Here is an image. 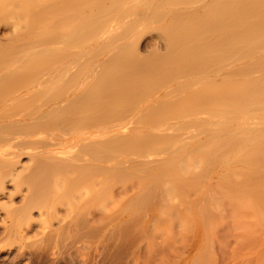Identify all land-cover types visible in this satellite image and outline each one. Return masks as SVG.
<instances>
[{
	"label": "rangeland",
	"instance_id": "374dc122",
	"mask_svg": "<svg viewBox=\"0 0 264 264\" xmlns=\"http://www.w3.org/2000/svg\"><path fill=\"white\" fill-rule=\"evenodd\" d=\"M124 1L126 0H110L108 6H112L115 3H119L122 6ZM131 1L136 4L127 6L122 10L117 7H108V14L107 12L103 13V18L110 19V23L113 20L112 18H114L113 22L115 23H111L114 27L110 26L113 32L108 26L111 34L110 31L109 35L105 34V31H102L106 28L104 26L100 31L106 36L102 34L103 36H99L98 39L89 40L85 37L75 36L70 30L56 32L52 27L58 25L62 20L66 24L69 19L74 18L72 7L74 0H0V82L7 83L8 72L11 73L7 68L14 64L13 68H16V71L14 69L12 71L15 74H19V72L23 74L22 77L21 73V75L19 74L20 76L17 74V77L22 78L20 80L21 83L18 81L19 85L15 88L19 90L28 87V82H23L26 79L25 76L29 79H26L28 81L38 76L36 73L32 74L31 66H39L44 70L50 69L51 71V69H56L57 66L66 63L73 66L72 69L75 71L76 69L78 70V65L81 64L80 66L83 67L92 60L91 69L87 71L88 75H90L86 80L88 84L83 87L87 89V86L90 85L89 87L93 88L91 84L95 85V75L102 74L106 62L109 64L114 57L120 54L119 52L121 51L119 49L122 44L125 47L127 43V50H129L128 47L130 48L131 45L134 47L133 45L136 44L139 47L135 46V50H138L139 54L147 59L154 58V56H150L154 51L166 54L168 45L165 36L167 34L165 35L162 30H165L168 25L164 27L165 29L161 28L170 22H168V19L171 15L173 17L174 13H171L170 16L167 15L166 20L163 18L162 21V18H160L161 9L156 4L158 0ZM199 1L201 2L199 3ZM199 1L192 0L193 5L190 2V5L177 4L172 9L174 11L178 9L175 12H180V9L186 8V5L202 8L208 0ZM201 3H204L202 7ZM57 6L65 8L63 9L64 14L62 13L61 15V17L65 18L37 20V17L42 14V10L46 7L53 9L51 12L54 14ZM171 6L174 7L173 5ZM115 20L121 24H118ZM44 24L47 25L44 26ZM43 26L49 27L48 33L54 35L51 38L52 43L45 48L27 45L26 41L28 40L26 38L37 39L36 36L38 32H42ZM116 26L119 28L117 29ZM131 30L133 31V34L131 32V37L125 39L120 35ZM118 36L123 38H120L121 42L117 40ZM136 36L138 39L140 37V45L136 41L138 40ZM134 37V40L131 39ZM115 40L117 41L114 44ZM130 41L136 42L132 44L133 42L131 43ZM104 44L105 46L108 45V48ZM110 45L113 46L110 47ZM97 47H100V49ZM123 47L122 50L124 49ZM92 48H97L99 51L96 54H90L89 50ZM78 57L80 58L79 63ZM8 60L13 61L9 63ZM247 60L242 59L240 65L244 66ZM73 61L75 62L72 63ZM39 70L43 75L47 76L49 74L46 72L47 70L45 72H42L41 69ZM73 70L72 72H74ZM262 76H264V65L261 72L254 73L248 80L252 79L251 85H257V79ZM54 83L61 84L60 81ZM60 86L63 85L61 84ZM80 86L78 88H81ZM89 87L88 89H90ZM15 89L10 91L0 84L2 93H0V101L2 102L4 98L13 95L12 92L15 93ZM10 93L11 95H9ZM40 93L35 92L36 95ZM39 99L36 98L35 100L38 101ZM1 102L0 108L2 107ZM33 102L35 103V101ZM149 104L146 102V106ZM121 117H118V119L112 117L114 122L113 119H110L112 121L109 122L118 124ZM201 118L205 117L202 116ZM171 119L160 117L154 121V125L152 124L154 128H147L144 131L129 132L132 124L125 126L127 131L125 127L124 131H108V167H106L108 170H105V166H101L99 170L103 168L102 171H94L91 175L82 174L79 163L69 164L70 166L68 165L66 168L65 166L50 167L45 170L47 173L40 171L39 169L43 168L39 164L38 159L40 157H34L36 155L33 154L36 153H33L30 149V151L28 149L25 150L26 152L23 151L25 155L18 159L19 164H17L18 166L16 165V168L18 171L24 172V174L15 183L14 181L10 182L11 178H6L5 189L0 191V194L2 193L0 195V264H93L95 261L94 264H264V225L262 224L263 226L258 227L260 224H256L258 221L261 223V218L258 220L259 216L257 217V214H255L258 207L251 200L250 203L253 204L251 207L256 206V211L252 212L250 210L252 208H247V206L246 209L248 210L246 211L243 208V211L250 214L244 212L241 214L243 206L239 207L240 204L235 202L236 199L233 200L235 197L230 198V195L236 192L239 197L242 198L243 196L248 202L250 201L248 199L250 197H245L249 193V189L252 188L253 190L249 180L251 176L243 175L240 177L241 181L238 180V177L237 181L241 184H239L241 191H239L240 189L238 190L239 192L235 191L233 186L234 184L238 185V182L237 184L234 183L236 178H233L235 181L233 179L231 181L233 172L229 171L232 169H230L228 164L229 167L227 166L226 170L229 171L227 172L229 174L232 172V176L230 175L231 178L227 177V179L221 177V181H226V183L229 180L228 184L230 186H227L224 182L228 187L224 189L223 186L225 184L222 185L223 183H220L219 178L215 177L217 176L215 173L216 169L220 168L218 161L214 160L217 163V168L211 167V169L214 168L215 170L212 169L214 172L211 170L212 173L210 175L215 174L210 177H208L209 175H204L210 172L207 171L206 167L211 159L213 160V153L210 150L207 151L210 152L208 154L210 155L209 158L206 154L209 162H204L206 157L202 160L203 158L199 154V151L204 152L206 150L203 147L200 149V147L198 148L195 145L190 149H178L175 151L159 149L160 141L169 138L171 136L170 132L173 133L170 130L168 131V124L174 123L175 126H179L178 120ZM41 129L36 130V137L39 139L45 137L48 133H45L46 131L43 132L44 129H42L44 135L40 132ZM191 131L193 133H190L191 136H195V130L192 129ZM126 135H135L139 138V141L141 139L146 141V144L133 145L119 140L121 136ZM182 135L180 134L179 138L189 136V134H186V136ZM79 143L81 144L82 141H79ZM71 150L74 151L76 149L73 148ZM71 150L67 152L70 154L75 152ZM60 151L67 155L65 150ZM62 153L54 151L50 154L51 156H56ZM63 154L61 157L65 158L66 155ZM32 159H36V161ZM231 162L234 161L231 159ZM211 165L212 163L208 167ZM26 169L28 170L26 171ZM50 170L51 172H49ZM52 171L55 174L59 173L58 177L61 180L59 179L58 181L61 185H57L54 181L55 174H50ZM227 173L223 172L222 174L227 176ZM74 181H78L75 187L76 189L78 187V190L73 189L72 191L75 192L76 190L79 197H81V194L84 197L76 198L77 195L70 196V194H73L70 185ZM231 186L234 191L233 189L229 190ZM224 190L226 192L229 190V193L233 192L228 196ZM252 190L250 192L253 193L254 190ZM245 192L247 193L245 194ZM11 193L14 197L13 201L9 202L10 198L8 197ZM250 194L247 196H251ZM85 195H88V197ZM96 197L101 199L98 200ZM103 197L108 198V202H105L106 200ZM61 198L67 202L64 200L62 202ZM91 198H95L93 199L94 201ZM67 199L71 202H68ZM12 202L13 205L11 206ZM62 203L66 205L64 206ZM242 204L244 205V203ZM39 205L41 207H49L48 210L45 208L47 211L43 210L46 213V215L44 213V221L43 219L42 221L40 220ZM101 206L104 207L106 212L101 210L103 209ZM29 208H32V210ZM27 210H29V214L34 219H39V221L32 223L33 219L31 220V216H28ZM90 210L92 212L91 215ZM84 212L87 215L85 218ZM247 215L248 219L253 215V217H250L251 220L249 219L250 222L247 221ZM240 217H243V219ZM252 218H255V220L253 221ZM238 219H241V221ZM245 221H247V224ZM251 221L253 223L257 221L255 222L256 225L253 224L254 226H252ZM19 226L23 230L19 229ZM43 226L46 227L44 228ZM79 242H83V245ZM42 256L44 260H47L46 262H40L39 259H42Z\"/></svg>",
	"mask_w": 264,
	"mask_h": 264
},
{
	"label": "bare ground",
	"instance_id": "6f19581e",
	"mask_svg": "<svg viewBox=\"0 0 264 264\" xmlns=\"http://www.w3.org/2000/svg\"><path fill=\"white\" fill-rule=\"evenodd\" d=\"M109 1L110 0H74L72 4L74 18L69 19L66 24H64L62 20L58 25L52 27L56 32L70 30L75 36L85 37L89 40L98 39L99 36L104 34V31L105 34L109 35V31L111 34V30L113 32L111 28L114 27L111 23L115 22H113L114 18H112L113 20L111 23L110 19L103 18V13L107 12L108 14V7H117L122 10L127 6L136 4L131 0H126L122 6L119 3L108 6ZM191 1L192 0H158V3L156 2L157 6L161 9L160 18H162V21L163 18L166 20L167 15L170 16L171 13H174L173 17L171 15L168 19V22H170L161 28H166V31L162 30L165 35L167 34L165 36L168 45L166 54L154 51V53L150 55L154 56L152 59L141 56L138 50H135L136 44H134V42L137 41L140 45L141 41L140 37L138 39L136 36L138 40L130 41L131 43L133 42L132 44H134V47H132L130 43L131 46L129 45L130 48L128 47L129 50H127V43L125 47H123L122 44L121 50L119 49V51H121L119 52L120 54L114 57L109 64L106 62L102 74L100 73L98 76L95 75L97 77H94L95 85L93 86V83L91 84L93 88H90V85H86L87 89L83 87L85 84H88L86 80L90 75H88L87 71L91 69L92 60L89 61V63H91L90 65L89 63H86L83 67L80 66L81 64L78 65L81 69L78 67V70L76 69L75 71L72 69L73 66L66 63L57 66L56 69L53 68L54 70L51 69V71L50 69H45L47 70L46 72L49 73L47 76L39 72V69L45 72L43 68L31 66L32 74L36 73L38 76L33 80L30 79V81H28L29 79L25 76L28 80L24 79L25 81L23 82H28V87L19 90L15 88L19 85L18 81L22 80L21 77L23 74L18 71L19 74L21 73L22 75L20 74L21 77H17L19 74H15V72L12 71L14 69V63L13 66L11 65V67H8L7 70L11 71V73L8 72L9 75L6 79V81H8L7 83L0 82V84L7 90L9 89L12 91L15 89L16 92H12L13 95L10 93L9 95L11 96L4 98L2 102L0 101L2 103V107L0 108V191L5 189L4 183L6 178H11L10 182L14 181L15 183L19 181L18 179L24 174V172L17 170L16 165L19 164L18 159L25 155L23 151L27 149L36 153L33 154L36 155L34 157L38 156L42 158L41 160L40 158L38 159L40 166L43 167L39 169L40 171H45L55 166H65L66 168L69 164L79 163L82 174L91 175L94 171H102L103 168L99 170L101 166H105V170H108L106 169V167H108V131H124L125 129L127 131V127L125 126L128 124H132V128L129 132H135L137 130L144 131L147 130V128H154V121L160 117L170 118V120L174 118L178 120L179 126H175L174 123L168 124V131L170 130L173 133L170 132L171 136L167 139L162 138L163 140L160 141L159 149L163 151L164 149L165 151L166 149L175 151L178 149H190L195 145L198 148L200 147V149L202 147L206 148L204 152L199 151L200 157L203 158L201 159L204 160L206 154L208 155L212 152L213 160L210 158L211 161L209 164L207 163L208 165L206 167L207 171L210 172H205L206 174L204 175H209L208 177H210L216 173L217 176L215 177L219 178V181H221V177L224 179H227V177L229 178L232 172L233 176L231 175L232 178H230L231 181L233 178H236V181L233 179L235 181L233 182L236 184L238 182V177V180L241 181V176L250 175L252 177V179H250L251 177L249 178L250 185L253 187L254 192H250L252 188L249 189L248 193H251V196H247L248 194L245 192V198L250 197L248 198L250 200L249 202L247 199H244L242 195H240L242 196L241 198L239 195H236V192H233L234 189L235 191L240 189V182H238V185L234 184V189L232 186L231 189L229 188V190L233 189L232 192L235 194L232 192V194L229 193V190L228 192L224 190V192L227 193L226 195L228 196L231 194L230 198L235 197L233 200L236 199L235 202L240 204L239 207L243 206L241 209L242 211L240 210L241 214L243 212L246 213L243 211V208L246 209L247 206V208L253 206V204L250 203L252 200L258 207L257 212L254 213L257 214V217L259 216L258 220L261 218V223L259 221L255 222H257L256 224H260L258 227L263 226L264 76L257 79V85H251L252 79H248L250 76H253L254 73L261 72L264 65V0H208L207 3L204 2L206 4L201 3V7L204 4L202 8L189 6V2L193 5ZM200 2L201 1H199V3ZM177 4L189 5H186L185 9L181 7L182 9H180V12H175L178 9L174 11V5ZM63 9L65 8L57 6L53 14L51 12L53 9L46 7L42 10V14L37 17V20H46L49 18L63 19L65 18L61 17L64 12ZM38 15L36 14V16ZM109 23L110 25H108ZM47 24H44V26ZM118 24L121 23L119 22ZM104 26L106 28L102 30L103 32L100 31ZM43 27L42 32H38L36 36L37 39L32 40L26 38V40H28L26 41L27 45H32L36 48H45L52 43L51 38H53L54 35L48 33L50 30L49 27L46 26L44 29ZM131 32L133 34L131 30L120 35L126 39L127 37H131ZM118 37L117 40L121 42V37ZM131 39L134 40L135 37ZM117 40H115L114 44ZM106 46L105 47L108 48V45ZM111 46L113 45H110V47ZM122 47L126 49L122 50ZM97 48L100 49V47ZM92 49L89 50L90 54H96L99 51V49ZM242 59H248L244 66L240 65ZM79 60L80 58L78 57V63ZM12 61L13 60H8L9 63ZM75 61L77 62V60ZM14 70L16 71V68ZM72 70L76 73L72 72ZM89 72L91 73V71ZM63 80L66 82L64 81V83ZM59 81L63 86H60V83V85L54 83ZM78 86L81 88H78ZM88 87L90 89H88ZM35 92L41 93L36 95ZM36 98L40 101L35 100ZM33 101H35V103ZM146 102L150 104L146 106ZM111 115L117 119L122 116L119 118L120 122L118 124L110 123L109 121H112L110 119H113L114 122V118H112ZM199 116L205 118L208 116V118L205 119ZM251 120L253 121L250 122ZM41 128L44 129L43 132L46 131L45 133H48L45 135ZM37 129H41L40 132H42L45 137L41 139L36 137ZM192 129L196 132V135L194 133L195 136H191L190 134L192 133ZM43 134L41 135L43 136ZM180 134H184L182 136L189 134V136L179 138ZM21 138L26 139L22 140ZM119 140L133 145L146 144V141L142 139L139 141V138L135 135L121 136ZM79 141H82V143L80 144ZM73 148L77 151L74 150V152L71 150ZM68 149L74 153L70 154V150ZM60 150H65L67 155L63 154ZM208 150H210V152H207ZM54 151L66 155L65 158L61 157L62 154L51 156ZM209 156L210 155H208V158ZM208 158L206 157L204 162H209ZM231 159L234 162H231ZM214 160L219 162L220 168L216 169L215 173L210 175V173H212L211 170L214 169H211V167L217 168V163ZM240 160H242V162H240ZM33 161H36V159ZM235 162L238 164H231ZM211 163L212 165L208 167ZM220 163L223 165L221 166ZM225 164L227 165L225 166ZM228 164L230 169H232L229 170L232 171L231 174L227 173L229 171L226 170V168L229 167ZM208 168H210V170H208ZM27 170L28 169H26V171ZM214 170L212 171L214 172ZM45 172L47 173V171ZM49 172H51V170ZM223 172H226L227 176L226 174L223 175ZM239 173L240 175L238 176ZM50 174L54 175L55 172L53 173L52 171ZM58 174L59 173L55 174L54 180L57 185L60 179ZM77 182L78 181H74L70 185V187H72V189L70 188L71 192H73L70 196L77 195L76 190H78V187L77 189L75 188ZM224 182L226 183V181H221L220 183L224 185ZM227 182L229 183V180H227ZM228 183H226L227 186H230ZM226 184L223 186L224 189L228 188ZM73 189H76L75 192L72 191ZM239 191H241V189ZM82 195L83 194L80 196L84 197ZM13 197L14 195L12 193L11 195L9 194V202L13 201ZM81 197L77 195L76 198ZM86 197H88V195ZM83 199L79 200L82 201ZM93 199L95 198H91V200ZM96 199L99 200L101 198L96 197ZM103 199L106 200L105 202H108V198L103 197ZM60 200H62V202H67L62 198ZM67 200L68 202L70 201L69 199ZM242 203H244V205ZM87 204L85 205L87 206ZM105 204L104 206L106 207L107 204ZM12 205L13 202L11 206ZM69 206L71 207V205ZM256 206L253 207L254 209L251 207L252 209L250 210H252V212L254 210L256 211ZM38 207L40 210V220L42 221L43 219L44 221L45 212L43 210L47 211L49 207H41L40 205ZM101 207L103 208L101 210L105 211L104 207ZM45 208H47V210ZM89 208H91V206H89ZM30 210H32V208ZM247 210L248 209H246V211ZM27 211L29 214V210ZM53 214L55 215V213ZM91 214L92 212L90 215ZM246 214L250 213L247 212ZM84 215L85 218L87 216L85 212ZM253 215L250 217H253ZM28 216H31V220L33 219L32 221L28 220L32 223L39 221V219H34L30 214ZM247 217L248 215L246 218ZM104 218L106 217L104 216ZM237 218L239 217L237 216ZM241 219H243V217ZM241 219L238 220L241 221ZM249 219L247 221H249ZM254 220L255 218L253 221ZM247 221H245L246 224ZM255 222H252V226L256 225ZM21 226L18 228L21 229ZM21 230H23V228ZM81 244L83 245V242ZM39 260L40 262L47 261L44 260L43 256L42 259ZM95 262H93V264Z\"/></svg>",
	"mask_w": 264,
	"mask_h": 264
}]
</instances>
